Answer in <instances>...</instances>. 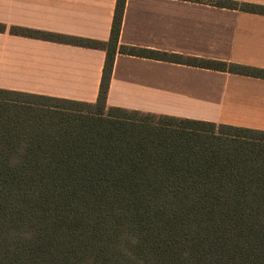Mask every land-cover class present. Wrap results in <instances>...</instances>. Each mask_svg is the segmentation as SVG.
<instances>
[{
  "label": "trees",
  "instance_id": "16d2710c",
  "mask_svg": "<svg viewBox=\"0 0 264 264\" xmlns=\"http://www.w3.org/2000/svg\"><path fill=\"white\" fill-rule=\"evenodd\" d=\"M264 14L238 0H189ZM0 22L106 52L95 103L0 88V264H264V131L107 105L118 53L264 69Z\"/></svg>",
  "mask_w": 264,
  "mask_h": 264
},
{
  "label": "crops",
  "instance_id": "0c3cea01",
  "mask_svg": "<svg viewBox=\"0 0 264 264\" xmlns=\"http://www.w3.org/2000/svg\"><path fill=\"white\" fill-rule=\"evenodd\" d=\"M116 2L0 0V22L107 41ZM119 42L264 69V14L126 0ZM105 58L102 49L0 32V88L95 103ZM107 105L264 131V78L118 53Z\"/></svg>",
  "mask_w": 264,
  "mask_h": 264
}]
</instances>
